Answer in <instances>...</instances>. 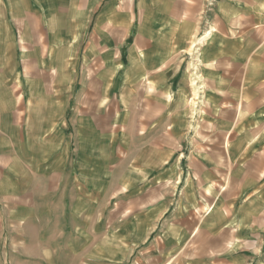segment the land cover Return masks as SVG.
<instances>
[{
  "label": "crops",
  "instance_id": "0c3cea01",
  "mask_svg": "<svg viewBox=\"0 0 264 264\" xmlns=\"http://www.w3.org/2000/svg\"><path fill=\"white\" fill-rule=\"evenodd\" d=\"M71 263L264 264V0H0V264Z\"/></svg>",
  "mask_w": 264,
  "mask_h": 264
},
{
  "label": "rangeland",
  "instance_id": "374dc122",
  "mask_svg": "<svg viewBox=\"0 0 264 264\" xmlns=\"http://www.w3.org/2000/svg\"><path fill=\"white\" fill-rule=\"evenodd\" d=\"M194 62L196 63V62H198V60H196V59H195V61H194ZM71 264H77V263H71Z\"/></svg>",
  "mask_w": 264,
  "mask_h": 264
}]
</instances>
